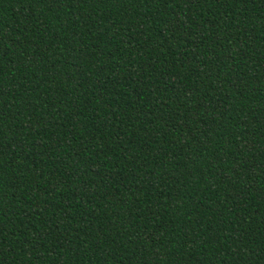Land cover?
<instances>
[{
    "label": "trees",
    "instance_id": "16d2710c",
    "mask_svg": "<svg viewBox=\"0 0 264 264\" xmlns=\"http://www.w3.org/2000/svg\"><path fill=\"white\" fill-rule=\"evenodd\" d=\"M0 264H264V0H0Z\"/></svg>",
    "mask_w": 264,
    "mask_h": 264
}]
</instances>
